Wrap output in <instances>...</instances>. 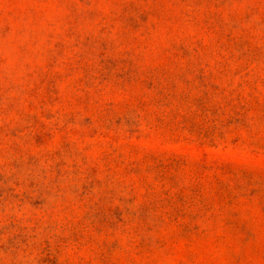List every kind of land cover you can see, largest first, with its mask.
<instances>
[{"label":"rangeland","instance_id":"374dc122","mask_svg":"<svg viewBox=\"0 0 264 264\" xmlns=\"http://www.w3.org/2000/svg\"><path fill=\"white\" fill-rule=\"evenodd\" d=\"M0 264H264V0H0Z\"/></svg>","mask_w":264,"mask_h":264}]
</instances>
